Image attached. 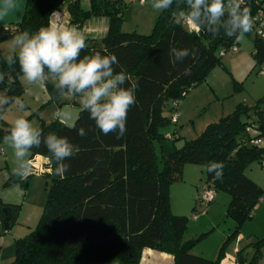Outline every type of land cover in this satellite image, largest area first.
<instances>
[{"label":"trees","instance_id":"obj_1","mask_svg":"<svg viewBox=\"0 0 264 264\" xmlns=\"http://www.w3.org/2000/svg\"><path fill=\"white\" fill-rule=\"evenodd\" d=\"M64 2L69 24L78 28L90 18H108L105 35L99 40L86 38L88 47L81 57L96 52L115 54L119 64L113 65L114 71H126L128 79L123 86L135 89L136 103L128 112L126 131L119 137L116 133L104 135L88 118L87 111L81 112L72 129L57 118L40 123L37 128L43 131L41 145L31 150L27 160L35 156L47 160V171L42 173L47 178V198L34 229L15 240L10 264H139L144 249L169 254L174 264H220L225 244L238 235L264 196V189L245 174L251 164L261 165L264 161V97L252 104H237L231 113L207 124L196 138L183 141L179 148L164 153L160 146L159 158L155 143L177 139L176 131L163 132L172 116L164 110L173 114L176 109L172 104L178 106L191 88L205 82L214 68L222 66L224 55L220 53L237 46L238 40L225 36L223 27L208 24L203 16L200 23L205 31L189 28L183 15L187 0H173L168 9L160 11L147 35L122 31V12L129 5L124 1L89 0V8L83 9L81 0H26L14 35L48 27L51 13L63 10L60 6ZM226 6L232 7L231 0H226ZM243 7L250 8L253 19L264 12V0H243ZM227 18L226 12L222 19ZM208 27L218 29L216 37L206 30ZM246 34L253 35L254 69L264 61V36L251 31ZM183 48L189 49L188 57L182 55ZM12 61L9 67V59L0 55V101L9 98L8 103H0V144L11 128L1 117L24 92L17 54ZM45 76L47 80L52 77L47 68ZM47 80L42 82L47 102L56 101L61 90ZM232 81L235 89L241 87L240 82ZM72 103L81 108L76 101ZM63 105L60 103L59 108ZM81 127L86 130L85 136L78 134ZM49 132L66 136L79 148L64 161L70 167L63 175L55 174L57 165L43 143V136ZM256 139H261L262 144L251 143ZM212 162H223L222 179H215V173L207 171L206 166ZM186 164L204 166L205 189L214 190L215 196L216 192H224L229 197L225 216L235 226L214 259L192 253L207 233L184 240L188 218L171 210L170 186L182 178ZM29 177L21 179L13 171L5 185L26 186ZM8 209L10 227L20 206ZM255 245L258 250L248 264L257 263L264 239ZM238 264H245L241 256Z\"/></svg>","mask_w":264,"mask_h":264},{"label":"clouds","instance_id":"obj_2","mask_svg":"<svg viewBox=\"0 0 264 264\" xmlns=\"http://www.w3.org/2000/svg\"><path fill=\"white\" fill-rule=\"evenodd\" d=\"M173 0H152V7L156 10L168 9ZM243 0H231L232 7L227 8L226 0H187L188 8L183 13L187 17L189 28L205 31L200 21L202 16L212 26L224 28V35L228 38L243 39L251 31L253 21L249 7L241 8ZM18 7L17 0H0V18L14 12ZM227 12L228 18L223 20ZM213 37L218 29H206ZM18 46V61L20 71L30 83L47 80L45 68L56 80L55 87L61 96L70 95L79 98L81 110L88 112V118L95 122V126L104 134L116 133L122 136L126 131L128 112L136 103L135 89L124 87L128 79L125 70L115 72L113 65L119 61L115 54L84 55L81 53L88 47L86 37L75 27L50 23L48 27H40L35 33L28 31L17 34L13 39V48ZM188 57L189 49L180 50ZM195 50H193V55ZM9 58V67L12 64ZM67 91L64 92L63 90ZM5 98L0 103H8ZM23 107V106H22ZM80 136H85L86 130L77 129ZM43 131L33 126L24 117H18L12 124L9 134L4 136V143L8 144L14 156L21 163L14 170V174L25 179L31 171V160H25L31 150L39 148ZM43 143L55 161V174L63 175L70 165L64 161L79 152L66 136L56 132H49L43 136ZM208 172L215 173V179H222L223 162H212L206 166Z\"/></svg>","mask_w":264,"mask_h":264},{"label":"rangeland","instance_id":"obj_3","mask_svg":"<svg viewBox=\"0 0 264 264\" xmlns=\"http://www.w3.org/2000/svg\"><path fill=\"white\" fill-rule=\"evenodd\" d=\"M65 3L62 5L65 6ZM82 6L87 9L89 0H82ZM160 11L152 7V0H147L143 5L137 3L127 5L122 12L124 21L122 31L137 32L143 35L151 33ZM15 36L5 37L3 30L0 31V55L6 60L10 57L12 58L18 52V46L16 49L13 48ZM252 40V34H245L243 39L239 40L240 45L237 44V47L244 48L247 45L250 47L247 51H252ZM261 69H264V61L252 69L250 74L240 82L241 87L238 89L234 88L231 77H227L229 85L218 94L221 96L219 100L209 88L205 87L204 82L191 88L178 102V107H176L174 112L175 114L178 111L182 112L181 121L178 124L170 123L163 128V132L167 131V133L176 131L175 137L177 139L175 141L163 139L160 143H155L158 158L161 155L160 146L163 148L164 153L172 151L175 147L179 148L183 144V141L196 138L207 124L215 122L219 118L231 113L237 104H252L264 97V75L259 74ZM19 79L24 87V92L10 105L1 117L10 126H12L16 118L24 117L37 128L41 122L49 123L56 119V109L60 103L72 101L80 103L78 97L70 95L60 96L56 101L47 102L48 97L42 82L30 83L23 75ZM47 81L51 84L56 83L53 77ZM223 85L225 86V84ZM164 113L168 116L172 115L167 108L164 110ZM0 147L4 151V156L0 155L1 177L7 170L14 171L21 161L16 159L13 149L8 144H5L4 141L0 144ZM30 157L31 154L24 159L27 160ZM159 166L161 167L160 163ZM245 174L264 189V167L262 165L258 163L251 164L245 170ZM29 175L26 188L24 184L20 185L29 191L28 205H25L21 217L23 222L16 225L19 229L20 238L34 229L43 212L47 198L46 176L32 166ZM205 187V168L200 164H186L184 171H182V178L179 181L173 182L170 186L171 210L175 215L187 217V229L191 227L192 231L198 227L197 224H200V222H232L226 218L225 209H223L220 199L218 203L211 204H207L200 199ZM216 193L220 195V198L228 196L224 192ZM19 197L22 199L23 194L19 193ZM259 204L264 206V196H262ZM211 205L213 206L211 207ZM19 213L21 212L19 211ZM257 221L254 220L253 222ZM259 221L264 222V216H261ZM195 222L196 224H194ZM198 244L193 248L196 253L200 250V245Z\"/></svg>","mask_w":264,"mask_h":264},{"label":"crops","instance_id":"obj_4","mask_svg":"<svg viewBox=\"0 0 264 264\" xmlns=\"http://www.w3.org/2000/svg\"><path fill=\"white\" fill-rule=\"evenodd\" d=\"M17 3L18 7L14 12L0 18V31L3 30L4 26H16V24L21 21L26 6V0H17ZM80 4L81 7L85 9L82 6V0ZM60 8H62L66 12L65 6L61 5ZM65 14L66 18L64 20V23H62L61 25L75 27L79 32L83 33L86 38L99 40L105 35L107 31L108 18L105 16L90 18L82 25V27L78 28L74 25L69 24V15L67 12ZM237 44L240 45L239 40L237 41ZM242 48L243 47H237L236 51L230 50L231 52H226L221 58L222 66L214 68V70L211 71L206 81L204 82L206 85L205 87L209 88L218 100L219 97H221L218 94H220L221 91L226 89L229 85V77H231V79L235 80L236 82H241L250 74L254 67L252 51H247L250 47L246 45V47H244L243 49ZM223 84H225V86ZM72 102L64 103L65 105L76 107ZM58 112L59 105L56 109V118ZM176 115V124H178L179 121H181L183 115L182 112L179 111ZM165 133L167 134V131ZM35 157H37L42 163L45 162V159L43 157ZM10 172L13 171L7 170L0 177V264H10L14 259L15 240L20 238L19 229L16 225H18L20 222H23V220H21V217L25 205H28L27 199L29 198V191L28 189L25 190L27 184L26 186H24L25 188H22L20 186L21 184H14L11 186L5 185L6 181L9 178ZM19 193L23 194L22 199L19 197ZM219 199L222 203L223 209H225L226 212V208L229 203V197L226 196L225 198H220V195L216 193L215 199L211 203H218ZM13 205H21V209L19 210L21 213H18L14 223L9 228L5 229L3 225L5 216L2 213V209L9 208ZM212 206L213 205H211V207ZM261 216H264V206L258 203L253 210L251 219L244 222L239 229L238 235L225 244L224 257L221 260L220 264H238L239 256L243 258L245 264L251 262L256 251L258 250L255 244L259 240L264 239V222L259 221V218ZM254 220L258 221L253 222ZM194 224H196V222ZM197 225L198 227L193 229V231L191 227L187 229L186 234L184 235V240L193 239L198 237L200 234L207 233V236L198 244L200 245V250L197 253L193 250L192 253L207 259H214L218 253L220 246L223 242L226 241L228 235L232 232L235 223L233 221L200 222V224ZM259 251L261 252V256L256 264H264V246L259 248ZM107 264L117 263L109 262ZM139 264H174V260L173 257L169 254L154 251L151 249H144L142 251Z\"/></svg>","mask_w":264,"mask_h":264},{"label":"built area","instance_id":"obj_5","mask_svg":"<svg viewBox=\"0 0 264 264\" xmlns=\"http://www.w3.org/2000/svg\"><path fill=\"white\" fill-rule=\"evenodd\" d=\"M108 1H111V2L124 1L129 4L137 3V4H142V5L146 3V0H108ZM228 5H230V3H228ZM65 18H66L65 12L61 9H56L50 15V23L62 24ZM252 21H253V27L251 29V32H255L257 34L264 36V12L260 11L256 16L253 17ZM186 23L188 24L187 20H186ZM191 29H194V28H191ZM3 33L6 35L12 36L16 33V27L13 25L4 26ZM230 50L236 51L237 46L233 45ZM220 55L223 56L224 52L222 51ZM259 74L264 75V70H261ZM172 106L176 109L177 103H173ZM176 122H177V115L173 113L171 116V123H176ZM166 137L170 138V135H166ZM251 143L254 145H260L262 144V140L261 139L251 140ZM0 155L4 156V151L1 147H0ZM31 162H32L31 166L34 168H37L41 173H44L45 171H47L44 168V164L47 163V160H45V162L42 163L37 157L36 158L34 157L31 159ZM261 165L262 167H264V161L261 162ZM201 199L202 201L206 203L213 202L215 199V191L209 188L204 189Z\"/></svg>","mask_w":264,"mask_h":264},{"label":"water","instance_id":"obj_6","mask_svg":"<svg viewBox=\"0 0 264 264\" xmlns=\"http://www.w3.org/2000/svg\"><path fill=\"white\" fill-rule=\"evenodd\" d=\"M83 110H81L80 107H71L69 105H63L62 107L59 108V112L57 115V119L63 123L66 127L72 129L78 118L79 115L81 114ZM2 213L5 216L4 218V228L7 229L9 228V220H10V215H9V209L8 208H3Z\"/></svg>","mask_w":264,"mask_h":264}]
</instances>
